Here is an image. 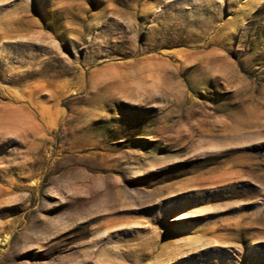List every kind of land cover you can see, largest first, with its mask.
Masks as SVG:
<instances>
[{"label":"rangeland","instance_id":"rangeland-1","mask_svg":"<svg viewBox=\"0 0 264 264\" xmlns=\"http://www.w3.org/2000/svg\"><path fill=\"white\" fill-rule=\"evenodd\" d=\"M0 264H264V0H0Z\"/></svg>","mask_w":264,"mask_h":264}]
</instances>
